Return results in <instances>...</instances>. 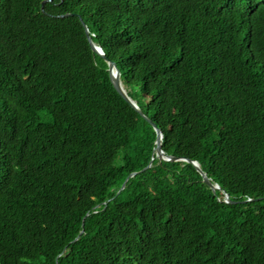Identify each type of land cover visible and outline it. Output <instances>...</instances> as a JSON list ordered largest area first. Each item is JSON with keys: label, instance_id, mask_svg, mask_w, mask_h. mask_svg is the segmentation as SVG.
<instances>
[{"label": "trees", "instance_id": "1", "mask_svg": "<svg viewBox=\"0 0 264 264\" xmlns=\"http://www.w3.org/2000/svg\"><path fill=\"white\" fill-rule=\"evenodd\" d=\"M0 264H264V0H0Z\"/></svg>", "mask_w": 264, "mask_h": 264}, {"label": "water", "instance_id": "2", "mask_svg": "<svg viewBox=\"0 0 264 264\" xmlns=\"http://www.w3.org/2000/svg\"><path fill=\"white\" fill-rule=\"evenodd\" d=\"M84 27V32H85V36L87 38V41L91 47V49L97 53L99 56H101L105 61H107L108 63V67H109V74H110V78H111V82L114 86V88L116 89V91L133 107L135 108L154 128L156 134H157V140H156V157L159 160L162 161H172V162H177V161H184V162H188L191 163L196 170L200 173L201 177H202V181L207 184L212 191L214 192V194H216L217 190L220 189V187L218 185H214L211 180L207 177V175L201 170L199 164L196 161H192L186 158H177V157H173V156H168L164 153V151L162 150V134L160 129L156 126V124L149 119L144 113L143 111L139 108V106L137 105V103L132 100L128 95L126 90L123 88V85L121 83L120 80V73L119 70L116 68V65L113 61H110L104 54L103 50L101 47L97 46L95 43H93L91 36L89 34V30L87 28L86 25L83 24ZM151 165V163L147 166V168H149ZM145 168V169H147ZM136 173H132L129 175V177L134 176ZM125 183L122 185L121 190L124 188ZM120 190V191H121ZM225 203H235L233 201L229 200V196L228 194H225Z\"/></svg>", "mask_w": 264, "mask_h": 264}, {"label": "bare ground", "instance_id": "3", "mask_svg": "<svg viewBox=\"0 0 264 264\" xmlns=\"http://www.w3.org/2000/svg\"><path fill=\"white\" fill-rule=\"evenodd\" d=\"M124 88V87H123Z\"/></svg>", "mask_w": 264, "mask_h": 264}]
</instances>
